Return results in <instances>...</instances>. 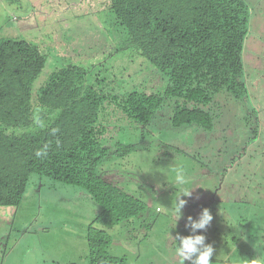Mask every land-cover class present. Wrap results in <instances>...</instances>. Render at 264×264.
Listing matches in <instances>:
<instances>
[{
    "label": "rangeland",
    "instance_id": "374dc122",
    "mask_svg": "<svg viewBox=\"0 0 264 264\" xmlns=\"http://www.w3.org/2000/svg\"><path fill=\"white\" fill-rule=\"evenodd\" d=\"M245 1L249 92L236 99L223 90L203 105L214 116L212 130L171 124L182 98H167L148 124L114 102L101 104L97 124L111 150L99 165L102 177L145 203L138 216L106 228L111 255L130 264H179L173 238L189 235L187 216L198 219L208 208L213 220L197 234L214 249L211 264H264V0ZM0 37L27 40L45 54L34 93L68 64L89 70L86 86L119 98L163 93L168 84L128 44L108 0H0ZM119 144L134 148L120 154ZM178 196L187 204L173 228ZM100 211L79 187L33 175L19 206H0V264H90L87 227Z\"/></svg>",
    "mask_w": 264,
    "mask_h": 264
},
{
    "label": "trees",
    "instance_id": "16d2710c",
    "mask_svg": "<svg viewBox=\"0 0 264 264\" xmlns=\"http://www.w3.org/2000/svg\"><path fill=\"white\" fill-rule=\"evenodd\" d=\"M108 2L128 44L168 77L164 92L106 95L85 85L87 68L68 64L34 93L45 54L27 40L0 37V206H19L33 175L77 186L101 207L87 227L90 264H130L108 252L106 228L138 216L145 203L99 173L111 153L101 141L104 126L97 124L101 104L114 102L132 120L148 124L167 98H182L171 124L212 130L214 116L203 105L223 90L236 99L249 92L243 49L250 9L245 0ZM53 128L59 130L55 136ZM45 145L48 155L37 158ZM133 148L119 144L115 152Z\"/></svg>",
    "mask_w": 264,
    "mask_h": 264
},
{
    "label": "clouds",
    "instance_id": "9594fccd",
    "mask_svg": "<svg viewBox=\"0 0 264 264\" xmlns=\"http://www.w3.org/2000/svg\"><path fill=\"white\" fill-rule=\"evenodd\" d=\"M58 131V129L53 128L51 133L55 136ZM48 148L49 146L45 145L35 152V156L41 159L45 158L48 155ZM182 194L191 195L190 191ZM180 196L175 201V224L173 228L176 227L178 220L182 217V209L187 204V201L181 199ZM212 220L213 216L208 208L202 209L198 219L192 215L187 216L185 228L189 230L190 234L185 236L177 232L176 236L172 237L176 241L174 254L179 258V264H186V262H190V264H211L214 249L211 244L206 243L205 235L197 233L199 230L206 231Z\"/></svg>",
    "mask_w": 264,
    "mask_h": 264
},
{
    "label": "crops",
    "instance_id": "0c3cea01",
    "mask_svg": "<svg viewBox=\"0 0 264 264\" xmlns=\"http://www.w3.org/2000/svg\"><path fill=\"white\" fill-rule=\"evenodd\" d=\"M109 172V171H108ZM99 173L101 174V176H103L102 174H103V169H100L99 170ZM109 173H111V172H109ZM107 176H112V174H108ZM106 179V178H105ZM106 180H109V179H106ZM81 192H83V191H81ZM86 193V192H85Z\"/></svg>",
    "mask_w": 264,
    "mask_h": 264
}]
</instances>
